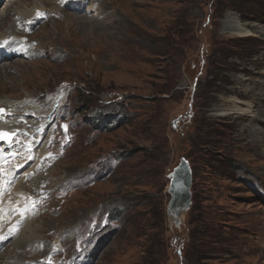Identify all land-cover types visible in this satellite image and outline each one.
Returning <instances> with one entry per match:
<instances>
[{"label":"rangeland","instance_id":"obj_1","mask_svg":"<svg viewBox=\"0 0 264 264\" xmlns=\"http://www.w3.org/2000/svg\"><path fill=\"white\" fill-rule=\"evenodd\" d=\"M5 1L0 32L28 55L4 61L0 108L31 162L15 181L39 242L26 258L7 243L0 262L264 264V146L219 115L249 102L264 117V0ZM229 16L249 32L224 30ZM181 157L191 205L175 226Z\"/></svg>","mask_w":264,"mask_h":264},{"label":"bare ground","instance_id":"obj_2","mask_svg":"<svg viewBox=\"0 0 264 264\" xmlns=\"http://www.w3.org/2000/svg\"><path fill=\"white\" fill-rule=\"evenodd\" d=\"M11 1L12 0H7V2L6 1L5 2L8 4V3H11ZM19 3H21V1L14 3V5L15 4L20 5ZM77 5H80V4H77ZM4 11L6 10L4 9ZM18 11L21 12L19 14L21 15V17L18 19L19 21L18 28L24 32L26 31V28L24 27V25L22 26L21 24H23V20L25 19L30 20L32 17L31 16L32 14H29L26 17L22 18L24 14V10L19 8ZM13 29L15 28L13 27ZM223 29L229 30L230 32H238V33H248L249 32V30L246 27H243V23H241L240 20L237 19V17H233V16L232 17L229 16L227 19H225L223 23ZM6 44L15 46L17 48V51L19 53H22V55H28V52L24 48V45L22 44V42L16 41V38L12 34V30L10 32L8 31L0 32V45H6ZM262 63L264 62H261V61L257 62V64L259 65ZM3 66H4V62L0 61V69H3ZM246 72H247L246 70L243 71V73H246ZM239 79H240V82H237L238 86L232 87L230 89L232 93L239 92V87L241 86V81H242L241 75ZM258 94H261V93H257L256 90L253 88L252 90H250V93L246 94V96L248 98H252L253 96H256ZM64 95L66 96L65 91L58 92L57 94H55V96H53V98L50 101L47 102L48 105L52 104L51 113L52 112L54 113L55 110L58 109L59 105L63 102L65 98ZM241 103L242 104L240 105L239 104L233 105L229 109V113H226V114L219 113V115L228 114V115H232L237 120H244V119L249 120L248 123L243 125V126H246L242 129L243 134L246 137L250 138L249 141L251 144L255 146L263 147L264 146V129L261 125L260 127H258L259 126L258 123L261 120L262 122H264L262 111L261 110L256 111L255 109H253L252 103H249V102H245V103L241 102ZM9 105L7 104L6 106L9 107ZM0 107H3L1 103H0ZM40 114L41 113H39V115ZM9 117L10 116H8V118ZM6 118H7V114L5 112V114L2 117H0V130L1 129L6 130V127L10 126ZM43 129L44 128H42V130ZM39 135L41 136V133H39L38 131V136ZM15 146L18 148H15ZM19 148L20 147L18 145H15L14 140L10 144L0 145V255L3 254V251L6 249V247L4 246L7 243H10V247L12 248V250L15 251L18 249L21 252L24 251L25 253L24 257L26 258L28 255V252L35 245V242H39V235L38 237H36L35 235L37 230L35 228L34 229L31 228V225L29 222L31 217H34L35 218L34 220L38 219L39 212L37 210V212L34 215H32V213L28 210L29 206L24 198L23 193L19 189L17 182L15 181L20 171L23 168L29 166L31 163L30 161L25 162L24 157H22V154L24 153V151L22 148L20 149ZM14 149L15 150L19 149L18 154L15 158H14ZM35 191L36 190H34V192ZM51 194L52 196L55 195L54 192H52ZM30 245L32 246L27 247ZM0 263L9 264V260L6 258Z\"/></svg>","mask_w":264,"mask_h":264},{"label":"water","instance_id":"obj_3","mask_svg":"<svg viewBox=\"0 0 264 264\" xmlns=\"http://www.w3.org/2000/svg\"><path fill=\"white\" fill-rule=\"evenodd\" d=\"M0 110H3L0 108ZM4 112L0 111V114ZM181 117H177L175 121ZM175 123V122H173ZM13 133L0 130V143H10ZM167 194L169 199L166 206L167 215L173 220L175 226H179L185 213L191 205L192 171L188 160L181 157L179 164L167 174Z\"/></svg>","mask_w":264,"mask_h":264},{"label":"snow or ice","instance_id":"obj_4","mask_svg":"<svg viewBox=\"0 0 264 264\" xmlns=\"http://www.w3.org/2000/svg\"><path fill=\"white\" fill-rule=\"evenodd\" d=\"M0 111H3V110H0Z\"/></svg>","mask_w":264,"mask_h":264}]
</instances>
